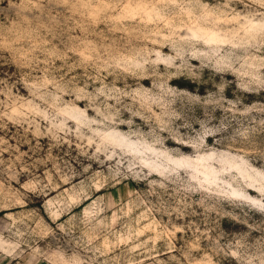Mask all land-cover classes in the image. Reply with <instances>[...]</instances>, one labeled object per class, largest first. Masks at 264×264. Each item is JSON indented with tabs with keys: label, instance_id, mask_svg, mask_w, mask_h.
Returning <instances> with one entry per match:
<instances>
[{
	"label": "rangeland",
	"instance_id": "obj_1",
	"mask_svg": "<svg viewBox=\"0 0 264 264\" xmlns=\"http://www.w3.org/2000/svg\"><path fill=\"white\" fill-rule=\"evenodd\" d=\"M0 264H264V0H0Z\"/></svg>",
	"mask_w": 264,
	"mask_h": 264
}]
</instances>
